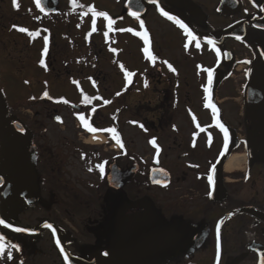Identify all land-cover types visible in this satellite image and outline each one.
I'll list each match as a JSON object with an SVG mask.
<instances>
[{"label":"flooded vegetation","instance_id":"obj_1","mask_svg":"<svg viewBox=\"0 0 264 264\" xmlns=\"http://www.w3.org/2000/svg\"><path fill=\"white\" fill-rule=\"evenodd\" d=\"M41 7L0 0L1 219L16 225L12 205L26 212L40 205V223L56 227L76 264H262L264 0H41ZM94 13L107 14L111 28ZM144 25L164 32L147 35L155 59L143 51ZM6 82L20 97L11 105ZM144 107L146 123L139 122ZM81 115L99 131L84 128ZM217 119L228 130L226 145ZM124 127L136 136H122ZM94 134L98 145L87 143ZM164 134L166 166L159 157L158 167L167 183L151 184L149 141L158 145ZM130 139L139 146L134 156L125 147ZM145 139L151 154L142 153ZM234 159L241 161L227 169ZM112 163L120 171L138 167L119 190L107 182ZM22 194L34 199L32 208ZM153 239L146 255L134 254ZM33 244L40 264H65L48 230Z\"/></svg>","mask_w":264,"mask_h":264},{"label":"rangeland","instance_id":"obj_2","mask_svg":"<svg viewBox=\"0 0 264 264\" xmlns=\"http://www.w3.org/2000/svg\"><path fill=\"white\" fill-rule=\"evenodd\" d=\"M144 29L147 31V35L149 36V38H154V40L158 39L161 37V35L164 33L162 30H155V28H149L147 26L144 25ZM172 39V38H171ZM145 56V54H144ZM6 86L11 90L9 93H6L7 96L4 97V99L6 100V103L8 104H14L16 102L17 99H19L20 97L13 94L12 89H13V84L12 82H6ZM34 87H36V84L34 82H29L28 88L29 89H33ZM53 98L55 99L56 97L53 96ZM148 108L144 107L143 109V114L141 116V120L139 122L142 121V123H146L150 120V116L147 115L148 113ZM70 115V114H68ZM56 128V127H55ZM52 131V130H51ZM56 134V129H54V131H52ZM91 136H97L95 135H91ZM89 136V137H91ZM122 136L124 137H128V138H133L136 136V131L130 129L129 127H124V129L122 130ZM99 137V135H98ZM165 134L163 135V138L161 139L160 143H158V146L161 149V155H160V161H163V166H166V157H167V148H168V143L165 140ZM130 141L132 142H128L127 144H125V147L127 148V150L131 153L132 156H134L133 154L135 153V149H136V153H138V145H136V143H133V139ZM141 149H142V153L145 154H151L153 151L151 149V147L147 144L146 139L142 142L141 144ZM113 158V156H112ZM144 163V166L147 167V164H149L148 160H143L142 161ZM15 205V204H14ZM12 205V208L15 210L13 213V217H12V221H14L16 223V225L19 226H23V227H31L33 228L35 226L36 223H40L41 221V217L43 214V211L41 210V206L40 205H35L32 210L26 212L27 210H21L20 207L14 206ZM49 212L54 213L55 214V209L50 208L48 209ZM11 211V210H10ZM12 215V214H11ZM0 235H2L3 239L0 240V243L5 244L7 247L5 249V252L0 255V264H14L12 262L13 258L16 257V255L20 252V247H22V244L20 242L15 241L14 244H12L11 239L8 237L9 235L5 234V233H0ZM11 245H16L17 248L19 250H17L16 248H12ZM38 246V244H37ZM36 246V249H38L39 247ZM34 248V245H30L29 248H25L22 251V254L24 256V260L22 262L16 263V264H30L31 262H35V264H40L39 259L37 258L39 256V253H37L36 255H30V250L31 248ZM11 252V259L8 258V252ZM19 256V255H18ZM32 264V263H31Z\"/></svg>","mask_w":264,"mask_h":264},{"label":"water","instance_id":"obj_3","mask_svg":"<svg viewBox=\"0 0 264 264\" xmlns=\"http://www.w3.org/2000/svg\"><path fill=\"white\" fill-rule=\"evenodd\" d=\"M226 35H227L226 32L222 33V36H226ZM207 39L210 40V38H207ZM155 147H156V154L154 156V164L156 165V168L153 169L150 173V182H151V184H156L157 183L156 181H159L158 184H166L167 183L166 182L167 181L166 180L167 179V173L165 171L157 168L160 149L156 145H155ZM137 170H138L137 166H133L132 168H130L126 171H120L116 168L115 164H112L110 166V172L107 176V182H108L109 187L111 189H114V190H119L130 179V177L133 176L137 172ZM2 183H3V181H2V179H0V186L2 185ZM11 187H12V185L8 183L6 185V187L3 189V191H2V199L3 200H6L10 197ZM23 194H29V193H28V191H26ZM23 194H22V197L25 200L26 206L29 208L32 207L34 204V199L32 197H29L28 199H26V198H24ZM0 220H2L1 217H0ZM45 224H49V223H46V222L41 223L36 228L26 229V231H23V232L14 231V229L17 227L11 226L5 222L3 225H0V227L9 231V232L17 234V235L32 236V237L39 235L42 230H48L53 236V240H54V244H55L56 248L62 254L64 263L65 264H76V263H78L77 260L71 258L63 249L61 239H60V235H59L58 231L56 230V228L52 224H51L53 226L52 229L46 228V227H44ZM5 225H7V226H5ZM53 230H54V234H53ZM57 241H59V244L57 243ZM158 241H159V239L151 240L146 245H144L143 247L136 250L134 252V254H138L140 256L146 255L148 253V250L152 246H154V244H156ZM65 256L68 257L67 261L65 260Z\"/></svg>","mask_w":264,"mask_h":264},{"label":"snow or ice","instance_id":"obj_4","mask_svg":"<svg viewBox=\"0 0 264 264\" xmlns=\"http://www.w3.org/2000/svg\"><path fill=\"white\" fill-rule=\"evenodd\" d=\"M152 2L155 3L156 0H152ZM13 3L15 5L16 0H13ZM36 4H37V7H39L41 11H44V8L41 7V0H36ZM89 11H93L94 12L93 9H89ZM161 14L164 15V16H166L170 20H176V22L178 24H180L181 27H184L185 28V31H188L187 28H186V26L183 25L181 23V21L177 20L173 16H170L167 12H164L162 9H161ZM94 15L104 16L105 19H108L107 14H105V13H94ZM130 15H132V16H134L136 18H139V15L140 14L138 12H132V13H130ZM113 23L114 22L111 19H108L109 28H111V25ZM93 24H95V21H93ZM140 25H141V27H143V21H140ZM18 30L21 31V32L26 31V29H24V28H19ZM129 31H131V29H129ZM29 35L30 36H36V35H38V33L30 32ZM106 35H107V33H106ZM188 35L189 36H192V33L191 32H188ZM193 39H194V37H193ZM237 39H239V37H237ZM44 41H45V46H46L47 43H48L47 37L44 38ZM144 43L146 45V47L143 49L144 53L148 56V58L150 60L151 59H155V57H153L150 54L149 48L147 47V45L149 44V41H148V38H147V34L146 33H144ZM208 43L214 45V42L211 41V40H209ZM185 47L187 48L188 46L185 45ZM197 47H199V44H197ZM46 51H47V47H45V52ZM216 51H217V54L219 55V49H216ZM225 55H227V54H225ZM40 63L43 65L44 64V61L41 60ZM168 67H169L170 70L175 71V69L172 68V65L171 64H169ZM207 72H208V83L210 85L212 83L213 72H212L211 69H208ZM131 75H132V73H127V76H131ZM25 83H27V81H25ZM204 91H205V93H208L209 88L206 87L204 89ZM43 95L45 97H47L48 96V93L47 92H44ZM117 95H119V93H117ZM85 99L87 100V97H85ZM205 99L206 100L208 99L207 95L205 96ZM104 103H109V101H104ZM206 107L211 108L212 109V112H213V114L215 116V114L217 112L216 106L214 104H212L211 102H209L208 104H206ZM79 119L83 122L84 128H86L89 132L95 133V132L99 131V129H97L95 127H92L87 121H85V117L83 115L79 116ZM215 122H216L217 126L221 129V131L224 134L225 145H226L227 144V139H228V130L224 127V125L222 123H220V121L218 119ZM197 126H199V125H197ZM141 127H143V126L141 125ZM201 130L203 131V129H201ZM106 131L111 132L113 134V137L116 139V142L118 144H120L121 147H123V144L121 143L120 138L116 135V130L114 128L107 129ZM149 143H151V144H153L155 146L156 145L155 138H153L151 141H149ZM81 158L83 159L84 156L82 155ZM105 163L106 162H102V163H99V164L96 165V168L99 170V172L101 174L104 173ZM89 171H92V168H89ZM212 171H214V168L212 170H210V173L208 175V182H209L210 185L213 182V175L211 174ZM156 182L159 183V181H156ZM209 195H211V193H209ZM3 224H4V221L0 220V225H3ZM5 226H7V225H5ZM44 227L49 228V229H52L53 226L51 224H45ZM14 231H16V232H23V231H26V229L17 227V228L14 229ZM53 234H54V230H53ZM2 239L3 238H0V240H2ZM57 243L59 244V241H57ZM6 247L7 246L5 244L0 243V255H2L5 252ZM11 247L12 248H16L17 250H19L16 245H11ZM219 250H220V224L218 223L217 224V255L218 256H219ZM8 258L11 259V252L10 251L8 252ZM65 260L66 261L68 260V257L67 256H65ZM262 264H264V262H262Z\"/></svg>","mask_w":264,"mask_h":264},{"label":"trees","instance_id":"obj_5","mask_svg":"<svg viewBox=\"0 0 264 264\" xmlns=\"http://www.w3.org/2000/svg\"><path fill=\"white\" fill-rule=\"evenodd\" d=\"M18 242H19V244H20V242H21V244H22V247H20L21 249H20V252L17 254V256H16V262L18 261V262H22L23 260H24V256H23V254H22V251H23V249H27L28 248V246H32V243H31V240L30 239H28V238H24V239H19L18 240ZM19 255V256H18ZM30 255H34V248L32 247L31 248V250H30Z\"/></svg>","mask_w":264,"mask_h":264},{"label":"bare ground","instance_id":"obj_6","mask_svg":"<svg viewBox=\"0 0 264 264\" xmlns=\"http://www.w3.org/2000/svg\"><path fill=\"white\" fill-rule=\"evenodd\" d=\"M94 142H102V139L100 138V137H98V136H91L88 140H87V143H89V144H92V143H94ZM237 161H241V160H231L230 162H229V164H228V166H227V169H232L235 165H236V163L235 162H237Z\"/></svg>","mask_w":264,"mask_h":264}]
</instances>
